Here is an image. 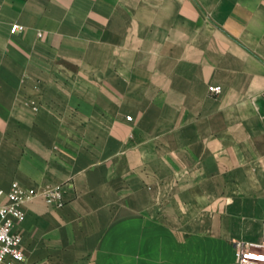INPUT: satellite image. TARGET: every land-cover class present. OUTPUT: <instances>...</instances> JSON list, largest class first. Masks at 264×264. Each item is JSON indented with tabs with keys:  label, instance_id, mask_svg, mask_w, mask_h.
<instances>
[{
	"label": "crops",
	"instance_id": "1",
	"mask_svg": "<svg viewBox=\"0 0 264 264\" xmlns=\"http://www.w3.org/2000/svg\"><path fill=\"white\" fill-rule=\"evenodd\" d=\"M13 183L63 201L23 205L15 264H236L264 234V0H0Z\"/></svg>",
	"mask_w": 264,
	"mask_h": 264
},
{
	"label": "built area",
	"instance_id": "2",
	"mask_svg": "<svg viewBox=\"0 0 264 264\" xmlns=\"http://www.w3.org/2000/svg\"><path fill=\"white\" fill-rule=\"evenodd\" d=\"M22 30L19 25H12L10 33L15 34ZM209 92L218 95L221 87H209ZM130 120V118H127ZM40 198L48 205L60 207L63 205L62 191L55 188L43 192L34 189H25L14 183L8 191L0 190V264H15L24 261L22 238L14 232L16 223L23 222L25 212L23 205L28 201ZM233 249L236 264H264V234L259 244L246 241H234Z\"/></svg>",
	"mask_w": 264,
	"mask_h": 264
},
{
	"label": "rangeland",
	"instance_id": "3",
	"mask_svg": "<svg viewBox=\"0 0 264 264\" xmlns=\"http://www.w3.org/2000/svg\"><path fill=\"white\" fill-rule=\"evenodd\" d=\"M29 106L31 107V109L33 110V111H37V105L34 103V102H29ZM14 184V183H13ZM12 184V185H13ZM18 184V183H17ZM21 186V185H20ZM58 188V187H57ZM60 188V187H59ZM55 189V188H54ZM36 191V190H35ZM44 191V190H43ZM43 191H37V192H43ZM40 199V198H39Z\"/></svg>",
	"mask_w": 264,
	"mask_h": 264
}]
</instances>
